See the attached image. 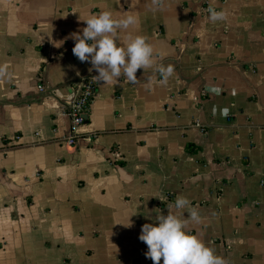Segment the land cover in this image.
I'll use <instances>...</instances> for the list:
<instances>
[{
	"label": "crops",
	"instance_id": "obj_1",
	"mask_svg": "<svg viewBox=\"0 0 264 264\" xmlns=\"http://www.w3.org/2000/svg\"><path fill=\"white\" fill-rule=\"evenodd\" d=\"M101 11L136 18L118 42L153 65L94 79L66 146L62 105L97 75L70 34ZM177 196L226 264H264V0H0V264H152L141 226Z\"/></svg>",
	"mask_w": 264,
	"mask_h": 264
},
{
	"label": "clouds",
	"instance_id": "obj_2",
	"mask_svg": "<svg viewBox=\"0 0 264 264\" xmlns=\"http://www.w3.org/2000/svg\"><path fill=\"white\" fill-rule=\"evenodd\" d=\"M210 21L223 20L225 13L209 8ZM85 27L79 32L71 33L75 41L72 48L73 55L81 62L91 64L90 71L95 70L93 77L102 85L118 83V78L123 76L124 82L135 83L137 69L150 68L153 65V47L142 35L129 36L121 45L117 39V30L128 29L135 25L137 20L132 15L114 19L109 11L92 13L83 20ZM63 42V41H62ZM164 83L173 69L169 66H159L157 69ZM226 111V110H225ZM160 201L166 199L158 197ZM190 207L189 200L184 196H177L167 208V214L157 213L155 217L147 215L153 223H144L138 239L147 246L145 257L151 259L152 264H226L221 256L207 246L196 234L189 233L185 225L189 220L200 223L198 212L192 208L184 216V209ZM131 217V216H130ZM129 217V218H130ZM128 218V224L131 221Z\"/></svg>",
	"mask_w": 264,
	"mask_h": 264
},
{
	"label": "built area",
	"instance_id": "obj_3",
	"mask_svg": "<svg viewBox=\"0 0 264 264\" xmlns=\"http://www.w3.org/2000/svg\"><path fill=\"white\" fill-rule=\"evenodd\" d=\"M95 93V80L92 76L78 79L71 87L68 99L62 110L69 121L63 144L75 146L80 142L79 128L85 124L89 104Z\"/></svg>",
	"mask_w": 264,
	"mask_h": 264
}]
</instances>
